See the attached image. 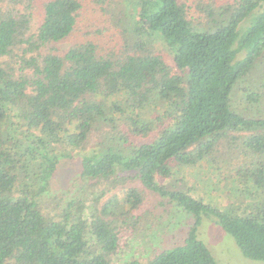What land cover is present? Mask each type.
Listing matches in <instances>:
<instances>
[{"label": "trees", "instance_id": "16d2710c", "mask_svg": "<svg viewBox=\"0 0 264 264\" xmlns=\"http://www.w3.org/2000/svg\"><path fill=\"white\" fill-rule=\"evenodd\" d=\"M86 4L0 0V264H113L141 217L144 193L124 188L135 179L196 222L182 245L121 264H217L203 215L264 261V116L234 92L264 73V0H92L114 39L62 52ZM76 156L80 188L59 211L46 196ZM176 176L190 189L161 182ZM222 182L221 209L199 192L213 202Z\"/></svg>", "mask_w": 264, "mask_h": 264}, {"label": "rangeland", "instance_id": "374dc122", "mask_svg": "<svg viewBox=\"0 0 264 264\" xmlns=\"http://www.w3.org/2000/svg\"><path fill=\"white\" fill-rule=\"evenodd\" d=\"M92 0H86V7L83 11L82 19L80 20L79 29L77 33L59 44L62 52H66L77 40L92 39L100 42V44L107 43L114 39L112 31L107 28L108 23L102 17L101 13L94 9V5L90 4ZM89 4V5H88ZM39 13L36 14L40 20ZM251 18H247L249 22ZM166 61L173 65L172 59L169 55H165ZM245 90H249L251 95L256 96L255 100L248 101L245 96ZM240 99H242L243 108L253 117H257V111L260 110V116H264V73H254L244 82L239 83L234 91ZM250 102V103H249ZM106 127H97L94 134L104 136ZM95 135V136H96ZM140 143L141 140H136ZM96 147V144L90 148ZM230 166V165H229ZM240 162L233 164L231 168L238 170ZM81 175V158L74 157L72 160L64 159L58 166V170L52 182V189L46 196V199L57 196L59 199V211L65 206L66 202L74 197L80 188ZM176 176L174 179L166 182L172 191L190 189V186L179 182ZM196 183V181H194ZM193 185L192 181L189 182ZM138 188L144 193V205L142 210L137 214L140 217L137 220V229L132 231L130 227L122 228V250L113 257V264H121L127 260L138 259L144 262L152 259L156 254L171 249L175 246L182 245L187 237L188 232L194 227L196 218L193 214L186 212L183 209L176 208L163 200L158 194L147 191L140 182L136 179L128 181L124 188ZM225 182L222 184L215 183L212 186L213 202H209L204 193L202 195L206 199V203L215 208H224L230 202H225L224 194ZM101 189L93 188L92 193L97 194ZM192 189V188H191ZM124 195L123 187L115 188L109 192L103 199L118 198L121 199ZM108 196V197H107ZM130 220L127 224L130 225ZM198 236L200 240L207 246L216 260L217 264H264V261L251 260L244 256L239 248L235 238L225 231L213 217L202 216V221L198 227Z\"/></svg>", "mask_w": 264, "mask_h": 264}]
</instances>
